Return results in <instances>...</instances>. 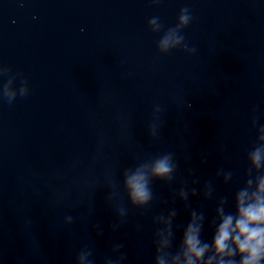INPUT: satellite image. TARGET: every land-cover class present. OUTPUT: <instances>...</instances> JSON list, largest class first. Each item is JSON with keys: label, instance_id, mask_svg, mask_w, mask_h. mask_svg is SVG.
Returning <instances> with one entry per match:
<instances>
[{"label": "water", "instance_id": "95a60500", "mask_svg": "<svg viewBox=\"0 0 264 264\" xmlns=\"http://www.w3.org/2000/svg\"><path fill=\"white\" fill-rule=\"evenodd\" d=\"M250 206L264 0H0V264H264Z\"/></svg>", "mask_w": 264, "mask_h": 264}, {"label": "clouds", "instance_id": "9594fccd", "mask_svg": "<svg viewBox=\"0 0 264 264\" xmlns=\"http://www.w3.org/2000/svg\"><path fill=\"white\" fill-rule=\"evenodd\" d=\"M158 174H162V173H166L169 171V168L166 164V162L161 161L158 165H157V169H156ZM138 187H142V186H138ZM141 195H144V193L141 191ZM248 219L249 220H257L259 219V215L260 214H264V207H261L259 209V213L253 208V207H249L247 209L243 210ZM232 224V217L229 216L228 218H226L223 222V224L220 226V234L216 240V244L219 248L223 249L224 247H226L225 245V241L228 239V237L230 236L231 232H230V225ZM237 227L239 228L241 233H248V239H251L252 237H255L257 235H259V231L258 229H253V228H249L248 224L244 221V220H239L237 221ZM237 240H239V236L236 238ZM189 243H194V238H191L189 240ZM248 245L247 243L241 241L240 243V247L241 249L246 248ZM200 252H202L201 250H198Z\"/></svg>", "mask_w": 264, "mask_h": 264}]
</instances>
